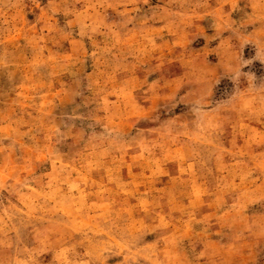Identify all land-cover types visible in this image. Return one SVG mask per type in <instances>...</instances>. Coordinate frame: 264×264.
<instances>
[{
	"label": "rangeland",
	"instance_id": "rangeland-1",
	"mask_svg": "<svg viewBox=\"0 0 264 264\" xmlns=\"http://www.w3.org/2000/svg\"><path fill=\"white\" fill-rule=\"evenodd\" d=\"M0 264H264V0H0Z\"/></svg>",
	"mask_w": 264,
	"mask_h": 264
}]
</instances>
